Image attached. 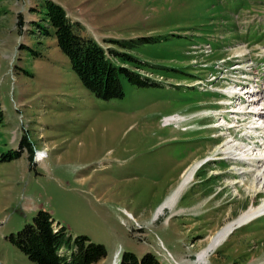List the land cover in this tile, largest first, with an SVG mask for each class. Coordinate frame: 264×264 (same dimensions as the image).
<instances>
[{
	"label": "rangeland",
	"instance_id": "1",
	"mask_svg": "<svg viewBox=\"0 0 264 264\" xmlns=\"http://www.w3.org/2000/svg\"><path fill=\"white\" fill-rule=\"evenodd\" d=\"M54 1L104 48L111 39L152 38L126 52L146 64L138 72L158 86L123 78L121 99L95 98L54 36L34 25H45L43 0H0V152L16 150L25 137L45 154L0 161V264H32L9 236L40 209L72 236L102 244L107 257L99 264L123 252H151L163 264H210L212 255L211 264H243L264 256L263 216L198 259L214 239L198 235L210 225L234 228L264 202L250 161L264 154V133H257L259 145L249 142L256 133L251 101L208 110L222 97L216 90L241 74L264 96V0ZM232 110H240L238 122ZM221 113L232 129L219 126ZM174 115L182 121L165 126ZM227 144L252 149L251 163L223 155ZM203 160L178 205L209 212L207 223L177 220L163 202Z\"/></svg>",
	"mask_w": 264,
	"mask_h": 264
},
{
	"label": "trees",
	"instance_id": "2",
	"mask_svg": "<svg viewBox=\"0 0 264 264\" xmlns=\"http://www.w3.org/2000/svg\"><path fill=\"white\" fill-rule=\"evenodd\" d=\"M45 25H34L45 36H54L56 46L68 58L71 68L81 84L97 99L108 101L124 96L122 79L135 87L158 86L138 71L146 64L131 56L126 50L133 44L152 41L150 37L137 40L111 39V47L104 48L94 38L82 32L81 25L73 21L65 8L54 0H43ZM25 48V47H22ZM0 105V126L3 123ZM23 137L16 150L0 152V161L19 159L27 151L31 160L33 150ZM32 264H98L107 257L106 248L84 235L72 236L65 226L53 219L45 210H37L31 223L9 236ZM117 264H162L151 252L141 257L123 252Z\"/></svg>",
	"mask_w": 264,
	"mask_h": 264
},
{
	"label": "bare ground",
	"instance_id": "3",
	"mask_svg": "<svg viewBox=\"0 0 264 264\" xmlns=\"http://www.w3.org/2000/svg\"><path fill=\"white\" fill-rule=\"evenodd\" d=\"M229 89H225V90L228 91ZM225 90H224V93L226 94V96H224V98H222V100H226V97H229V99H233V100H235V98H236V100H238L240 102L241 101L242 102H248V101H245L243 99L237 98V95L233 96L234 91H232L230 93H227V92H225ZM244 93H247L248 94V91H246ZM232 101H229V102H226V103H222V104L223 105L225 104L224 106H228V105H231L232 104ZM250 101H251V104L249 106H251L252 108H251V111L250 110L249 111H250L251 114L256 115L255 118L253 119V120H255V123L254 124L256 126V127H254L255 128L254 129V132H256V133L251 134L252 136L251 137L249 136L250 139H248V138L247 139L249 140V142L251 141L252 144H254L256 146V145H259V143H258V140L259 139L261 141L263 140V137L260 136V135H258L257 133H259V132L264 133V96L260 94V97H258V96L255 97V98L253 97ZM253 103H255V104H253ZM238 111H240V110H238ZM238 111L237 110L236 111L232 110V112H230V113H234V115L236 117V119H234V121H236V122L239 121V120H237V117L239 115L241 116L240 112H238ZM246 113H248V112H246ZM215 116H220V119H222V123L219 126L224 127L225 124H227L224 128H226V129H232V127H229V125H231L230 122H228L230 119H227V117H226V115L224 113H221V115H216L215 114ZM174 121L180 122L182 120H180V119L178 120V118L176 119V116L175 115L163 119V122L165 123V126L171 125ZM231 121H233V120H231ZM217 126L218 125H214V128L217 127ZM250 133H251V131L248 134H250ZM227 145H229V144H227ZM228 147L229 148H227L226 150L223 151V155H231L230 158H232L234 156V154L236 153V156L237 157L235 156L232 159H237L239 157L240 159L238 158L236 161H245V163L249 162L248 160L250 158H248V156H246V154H247V152L251 151L252 149L249 148V149H247L245 151H242V149L244 147L243 148H240V147L235 146V145H229ZM44 156H45L44 152L43 151H40L39 153H37V159L36 160L39 161L42 158H44ZM205 161L203 160V161L200 162V164L195 165V169L197 167H199V166L201 167L204 164ZM250 161H252L253 163H255V165H256L255 167H257L256 170L253 169L254 171H252L253 173H255V174H253V176H254L253 185L254 184L255 185H258L259 187H261L262 189H264V154H262V156L260 155L258 157L255 156L254 158H251ZM249 163H251V162H249ZM251 166H252V164H251ZM192 173H193V171L190 173V176L182 182L183 183L182 186L180 188L178 187L177 188L178 190L176 192H174V194H173V197L174 198H175V196H177V194H179V190H182L183 186L189 180H191ZM263 216H264V202L260 206H258L256 208H251L249 212H247L243 217H241L237 221V223H236L237 224L236 228L235 227L233 228L232 226H226L221 232H219L218 235H217V237H215L212 240L211 245L199 255V258H198L199 259V262L200 263L204 262L205 261V258L207 256V253L211 249H213V247H215L218 243H220L224 238H226L227 235L232 234L234 232V230H239V229L242 230L245 226L249 225L254 218H259V217H263ZM244 224H246V225H244ZM238 225H240V226L243 225V226L242 227H239Z\"/></svg>",
	"mask_w": 264,
	"mask_h": 264
},
{
	"label": "crops",
	"instance_id": "4",
	"mask_svg": "<svg viewBox=\"0 0 264 264\" xmlns=\"http://www.w3.org/2000/svg\"><path fill=\"white\" fill-rule=\"evenodd\" d=\"M192 167V166H191ZM198 168V167H197ZM197 168L196 169H192L191 171H193V173H192V177H191V180H193V176H194V173H195V171L197 170ZM187 171V170H186ZM191 171H189L188 172V174H187V177H188V175H189V173H191ZM184 176V175H183ZM186 178V177H185ZM191 180H189L184 186H183V188H182V190H179V194H177V196H175V198L173 197V194H174V192H176L178 189V186L177 187H175V188H173L172 190H171V192H170V194L169 195H167L166 197V199H165V201L163 202V205H165V210H167V209H169L171 212H172V215H175V217L176 218H178L177 220H180V221H189V222H191V223H201V224H206L207 223V220H208V213L209 212H207V213H205V212H203V210L201 211V212H187V210H188V208H191V207H195V205L194 204H191L190 206H188V205H185V204H179L178 205V202H179V200H180V194L185 190L184 188L190 183V181ZM187 189V188H186ZM185 192V191H184ZM169 198H171V200L172 201H169ZM179 198V199H178ZM181 205H184V206H181ZM247 224V223H246ZM246 224H244V225H246ZM229 225V224H228ZM243 226V225H242ZM241 226V227H242ZM222 228H223V226L222 225H219V226H216V225H210V227L208 228V229H206V232L207 233H201L200 235H198V236H200V237H205V238H207V237H209L210 238V241H211V239L214 237L215 238V236L216 235H218V233L219 232H221L222 231ZM236 228V227H235ZM189 232L188 233H190L191 232V230H188ZM231 232V231H230ZM229 232V233H230ZM232 234H229L227 237H229V236H231ZM217 237V236H216ZM226 237V239L224 240V242H225V244H227V243H229L230 241L228 240V238ZM209 244H210V242H209ZM218 246V245H217ZM204 250H202L201 251V253L203 252ZM216 253V252H215ZM193 254V253H192ZM214 256L212 255L211 257H210V259H209V263L211 264V263H213L211 260H212V258H213ZM262 257V258H261ZM253 258V257H252ZM249 259V260H246L243 264H263L264 263V256H260V259H258V258H253V259ZM208 262V261H207ZM248 262V263H247ZM99 264V263H98ZM197 264H199L198 262H197ZM230 264V263H229Z\"/></svg>",
	"mask_w": 264,
	"mask_h": 264
},
{
	"label": "flooded vegetation",
	"instance_id": "5",
	"mask_svg": "<svg viewBox=\"0 0 264 264\" xmlns=\"http://www.w3.org/2000/svg\"><path fill=\"white\" fill-rule=\"evenodd\" d=\"M236 70H239V69H236Z\"/></svg>",
	"mask_w": 264,
	"mask_h": 264
}]
</instances>
